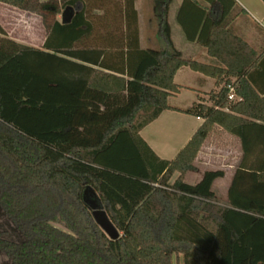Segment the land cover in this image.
Masks as SVG:
<instances>
[{"label":"trees","instance_id":"16d2710c","mask_svg":"<svg viewBox=\"0 0 264 264\" xmlns=\"http://www.w3.org/2000/svg\"><path fill=\"white\" fill-rule=\"evenodd\" d=\"M135 1L113 19L106 10L102 22L93 14L102 0H0L39 16L46 31L38 49L0 24V207L25 239L29 264H264V53L229 29L233 0H184L177 16L219 67L184 58L168 23L166 48L144 50ZM175 1L154 0L157 14ZM69 6L76 14L64 25ZM183 67L222 87L210 106L185 112L204 122L162 161L140 131L171 109ZM217 128L242 147L225 200L213 189L223 170L185 181ZM87 189L118 240L96 222Z\"/></svg>","mask_w":264,"mask_h":264},{"label":"crops","instance_id":"0c3cea01","mask_svg":"<svg viewBox=\"0 0 264 264\" xmlns=\"http://www.w3.org/2000/svg\"><path fill=\"white\" fill-rule=\"evenodd\" d=\"M183 2L184 0H176L171 5L169 12L161 9L159 14H157L154 0L135 1L134 7L138 13L140 47L144 50H164L166 48L164 26L168 23L171 29L172 43L174 47L182 53L184 58L191 59L202 64L219 67L218 61L208 55L206 48L199 45L196 41H188L186 39L182 27L177 20L178 12ZM124 4L125 0H102V10L95 12H100L99 17L103 22L106 19V10L109 11V18L111 17L110 19H113L112 14L114 10H116L119 14L121 10L123 11ZM202 5L203 7L211 9V5L209 4L203 3ZM195 9L196 8H191V10ZM0 10L7 12L9 10L12 11L19 9L5 4H0ZM196 11L198 10L196 9ZM20 12L21 13H19V15L23 17L27 16L26 18H28L29 22L36 18L42 24V19L36 14L22 10H20ZM61 16L59 17L60 21ZM191 18V15H188L187 18H183V22H186ZM0 24L2 25L1 17ZM229 29L235 36L243 39L258 54H263L264 0H233V7L229 20ZM9 38L25 46L40 49L46 40V33L39 46L16 40L11 36ZM174 81L175 84L181 88V90L178 94L168 99V105L171 109L162 112L155 121L140 131V137L146 142L153 153L162 161L174 160L191 141L192 137L204 122L202 119L186 114L185 112L192 108L195 104L202 103L203 100L206 102L205 104L210 106V103H208L209 94L211 92H219L222 87L216 85V80L202 74L195 73L188 67L180 69L177 72ZM259 87H264L263 83H261ZM216 133H218L222 138L231 140L230 148L222 150L216 147V145H211V147L207 146L209 140L215 141V143L217 142V139L214 137ZM204 150H206L207 153L203 156ZM218 152L238 153V159L236 160L238 161L237 167L234 165L231 166V168L234 169V172L230 175L231 183L234 173L241 162L242 147L239 139L227 134L220 128H217L203 145L195 161V172H199V160L201 157L205 158V163L213 165L212 163L216 157L215 154ZM223 160L224 161H221V165L223 167L221 170L225 171L227 176L226 171H228V169L225 167H227L228 163L226 158ZM205 172L201 175L198 173L196 177V184L201 181ZM190 174L187 175L185 181ZM216 183L217 181L215 184ZM230 183L227 186L226 195L228 193ZM215 184L213 189H215Z\"/></svg>","mask_w":264,"mask_h":264},{"label":"rangeland","instance_id":"374dc122","mask_svg":"<svg viewBox=\"0 0 264 264\" xmlns=\"http://www.w3.org/2000/svg\"><path fill=\"white\" fill-rule=\"evenodd\" d=\"M19 13H21L20 10H9L7 12L4 10H0L2 27L5 29L9 37L11 36L16 40L39 46L46 33L42 24L36 18H34L33 21L29 22L28 18H26L27 16L23 17L19 15ZM93 14L97 18L99 17L100 12H94ZM214 137L215 139H217V142L215 143V141L209 140L207 144L208 147H211V145H216V147L222 150L225 148H230V139L222 138L218 133H216ZM206 153L207 151L204 150L203 156ZM215 156V160L212 163L213 165H211L210 163H205V158L201 157L199 160V172H191V174L189 173L190 175L188 176L186 182L190 185H196V177L198 173L201 175L205 171H212V169H223L221 161H224L223 159L226 158L228 163L227 167H225L226 169H228V171H226L227 176L224 179L218 180L215 184L214 189L216 195L220 199L225 200L227 197L226 189L230 183V175L234 172V169H232L231 166L234 165L235 167H237L238 161L236 160L238 159V153L218 152L215 154ZM175 178H177V175L174 177L172 182L175 180ZM23 240V236L17 231L14 224L7 218L3 209L0 207V264H13V262H17V264L34 263L27 258L28 256L26 253L28 252V248ZM4 250H8V252L10 253L12 252L14 254V259H11Z\"/></svg>","mask_w":264,"mask_h":264},{"label":"water","instance_id":"95a60500","mask_svg":"<svg viewBox=\"0 0 264 264\" xmlns=\"http://www.w3.org/2000/svg\"><path fill=\"white\" fill-rule=\"evenodd\" d=\"M76 14V11L73 7L69 6L67 7L61 16V22L64 25L70 24ZM84 200L86 204L92 209L93 216L100 226V228L103 230V232L107 235V237L112 240L116 241L120 238L119 232L114 228V226L110 223L108 220L106 214L103 212V206L96 195L95 192H93L90 189H87L84 193Z\"/></svg>","mask_w":264,"mask_h":264},{"label":"built area","instance_id":"2783aa9c","mask_svg":"<svg viewBox=\"0 0 264 264\" xmlns=\"http://www.w3.org/2000/svg\"><path fill=\"white\" fill-rule=\"evenodd\" d=\"M229 99H230L231 101H236V100H238L237 97L234 95L233 90H231V93H230Z\"/></svg>","mask_w":264,"mask_h":264},{"label":"flooded vegetation","instance_id":"af4514ba","mask_svg":"<svg viewBox=\"0 0 264 264\" xmlns=\"http://www.w3.org/2000/svg\"><path fill=\"white\" fill-rule=\"evenodd\" d=\"M24 239V238H23ZM25 242V239L23 240Z\"/></svg>","mask_w":264,"mask_h":264}]
</instances>
